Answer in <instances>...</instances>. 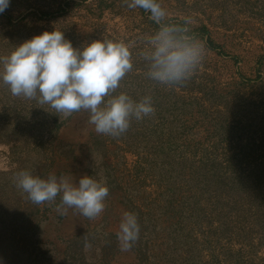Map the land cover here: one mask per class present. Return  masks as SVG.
<instances>
[{"label": "rangeland", "instance_id": "374dc122", "mask_svg": "<svg viewBox=\"0 0 264 264\" xmlns=\"http://www.w3.org/2000/svg\"><path fill=\"white\" fill-rule=\"evenodd\" d=\"M158 2L204 50L179 92L147 78L139 52L159 26L124 0H10L0 13V57L44 31H62L81 49L103 38L125 43L133 70L115 94L150 96L155 108L113 138L95 131L88 112L65 117L14 97L0 79V123L10 129L0 131V172L73 183L87 175L109 188L91 220L58 214L60 196L35 205L20 190H0L22 228L0 226V264H264V0ZM124 212L140 225L130 251L116 235Z\"/></svg>", "mask_w": 264, "mask_h": 264}, {"label": "clouds", "instance_id": "9594fccd", "mask_svg": "<svg viewBox=\"0 0 264 264\" xmlns=\"http://www.w3.org/2000/svg\"><path fill=\"white\" fill-rule=\"evenodd\" d=\"M128 8H141L159 27L147 38L139 56L146 63L148 79L179 92L201 65L203 47L187 36V29L167 22V12L158 0H124ZM10 0H0V13ZM133 70L128 45L107 39L94 40L82 49L73 47L64 32L44 31L24 41L9 55L0 57V79L14 97L48 105L65 117L86 111L98 134L120 137L139 121L155 114L152 98L133 100L117 93L122 79ZM16 186L35 205L52 203L60 196L56 211L67 215L72 209L95 219L105 209L109 188L92 176L78 183L68 177L50 175L47 179L20 171ZM137 216L124 212L116 233L121 251H130L139 239ZM91 245L85 241V250Z\"/></svg>", "mask_w": 264, "mask_h": 264}, {"label": "trees", "instance_id": "16d2710c", "mask_svg": "<svg viewBox=\"0 0 264 264\" xmlns=\"http://www.w3.org/2000/svg\"><path fill=\"white\" fill-rule=\"evenodd\" d=\"M201 30H203V34H206V32L208 31L207 27H205V26L201 27L200 31ZM207 41H208L209 46H212V48H214V49H218L219 48V46L210 37L207 38ZM22 126H23V128H22L21 131L25 130V128L28 127L25 124H22ZM4 128H7L8 130H10L9 127H7V126L3 125L2 123H0V131L3 130ZM0 138H3V137H0ZM15 174L16 173L14 171H10V172H0V190H4V189H7L9 187H12L14 190H16V191L17 190H20V192L22 194H25L22 189H19L16 186V181H15V177H14ZM236 184H238L237 186H239V187L245 185V184L244 185L243 184H240L239 183V180L236 182ZM3 202H4V200L2 199L1 202H0V226L6 225V223L8 221H10V222L16 221L17 224L14 223V226L16 227V229H17V227H19L20 229H22L20 227V225H19L20 222H21V218L19 216L12 215V213L9 212L8 208L5 207L4 205H2ZM2 206L5 208L6 211L3 210ZM15 232H16V230H15ZM11 244H12L11 247H13V249H14L13 251H15V248L14 247L18 243H14L12 241ZM1 247H2V236H1V233H0V249H1ZM16 250L19 253H21L23 251L21 248H19V249L16 248Z\"/></svg>", "mask_w": 264, "mask_h": 264}]
</instances>
